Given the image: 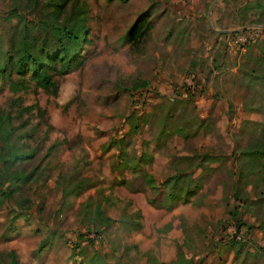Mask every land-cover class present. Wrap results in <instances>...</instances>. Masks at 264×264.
<instances>
[{"label": "rangeland", "instance_id": "374dc122", "mask_svg": "<svg viewBox=\"0 0 264 264\" xmlns=\"http://www.w3.org/2000/svg\"><path fill=\"white\" fill-rule=\"evenodd\" d=\"M244 1L0 0V116L30 152L8 170H32L0 195V264H264V169L239 158L264 139V18ZM51 19L80 37L68 66L43 58V88L15 51L23 31L55 50ZM178 171L192 192L169 200Z\"/></svg>", "mask_w": 264, "mask_h": 264}, {"label": "trees", "instance_id": "16d2710c", "mask_svg": "<svg viewBox=\"0 0 264 264\" xmlns=\"http://www.w3.org/2000/svg\"><path fill=\"white\" fill-rule=\"evenodd\" d=\"M242 10L253 9L257 13V16L253 21H257L260 18H264V0H245L240 6ZM149 9L146 8L142 11L133 21L129 30L123 35V38L129 41H137L140 37L146 32L149 23ZM46 27L48 31L52 34L55 39L56 49L48 52L39 50V53L34 51L33 48V39L28 37V33L23 31L21 33L20 45L18 49L15 51L17 53V57L15 60L16 64V72L21 74L27 68L30 69V77L35 81L36 84L40 85L43 88H48L53 85V80L51 79L50 73L47 71L46 65L43 62V58L50 60L60 59V66L66 67L72 63V61L76 58L77 54H72L69 52L70 46L78 45V39L80 37L79 34V24L78 23H60L56 20L51 19L46 22ZM29 38V39H28ZM264 40V39H262ZM260 57H264V51H260L258 54ZM7 59H11L10 56H7ZM248 77L250 80H254L258 78L260 83L264 84V81L261 79L263 77L262 73H257L254 75L253 73H248ZM256 81V80H255ZM262 84V86H263ZM132 87H137V85H132ZM182 128H179L178 131H181ZM9 133L8 129V116H0V146L2 147L4 154L2 155L0 164V171L2 172L0 175V182H6L3 186H0V195H4L5 197H10L13 194L14 188L19 180H27L30 178L32 170L28 172H22L17 169L12 171L8 170V166L14 164L16 161H19L23 158L30 156V152H24L20 150H16L13 144L9 141ZM204 158L213 159L216 157L215 153L204 152ZM239 158L242 160H249L250 165L258 164V166L264 169V139H260L258 142L246 145L239 152ZM190 173L178 171L169 177L163 178L160 181H157L159 186H167L170 188L167 196L169 200H172L176 194H178V182L182 177L186 178L187 186L184 188V198L187 194L191 193V189L189 187L192 179L189 178ZM243 177L241 171L238 173V180ZM148 180L152 183L154 182V177L152 175H148ZM237 182L234 183L233 193L237 195ZM100 214V211H98ZM46 239H44L41 245L44 244ZM233 244L236 245V249L238 250L241 245V240L237 239L233 241ZM9 263L8 264H26L21 263L16 258L15 252L13 250L8 251ZM190 264H199V260H189Z\"/></svg>", "mask_w": 264, "mask_h": 264}, {"label": "water", "instance_id": "95a60500", "mask_svg": "<svg viewBox=\"0 0 264 264\" xmlns=\"http://www.w3.org/2000/svg\"><path fill=\"white\" fill-rule=\"evenodd\" d=\"M213 1V0H212ZM210 8V5H209V7H208V9ZM207 19H208V21H209V23H210V18H209V15H208V11H207ZM210 25H211V23H210ZM216 30H218V29H216ZM229 30V29H228Z\"/></svg>", "mask_w": 264, "mask_h": 264}]
</instances>
